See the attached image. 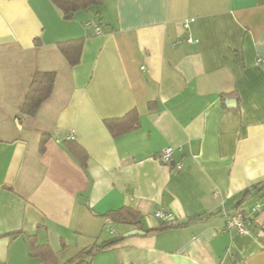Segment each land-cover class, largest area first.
Here are the masks:
<instances>
[{
  "label": "crops",
  "instance_id": "1",
  "mask_svg": "<svg viewBox=\"0 0 264 264\" xmlns=\"http://www.w3.org/2000/svg\"><path fill=\"white\" fill-rule=\"evenodd\" d=\"M101 1L66 19L49 0H0V264H41L27 236L58 264L104 247L133 230L101 217L121 207L141 214L143 235L90 264H264V189H252L264 182V0ZM78 38L71 67L56 44ZM36 71H54V88L26 118ZM131 110L138 127L113 138L104 120ZM257 204L247 234L224 230ZM157 209L174 227L151 232Z\"/></svg>",
  "mask_w": 264,
  "mask_h": 264
},
{
  "label": "trees",
  "instance_id": "2",
  "mask_svg": "<svg viewBox=\"0 0 264 264\" xmlns=\"http://www.w3.org/2000/svg\"><path fill=\"white\" fill-rule=\"evenodd\" d=\"M66 19H70L75 13L79 11H86L89 8H99L102 6L101 0H49ZM100 24V22H97ZM35 39V43H37ZM84 39H72L58 42L56 49L63 56L67 64L71 67L77 65L80 62L82 46ZM56 73L54 71H36L31 77L30 83L27 88L22 106L21 113L26 118H34L38 113L40 106L50 97L54 88V82ZM232 94H222L221 99L227 98ZM234 103L235 100H225ZM138 114L135 110H131L121 118L104 120V125L110 135L113 138L119 137L130 131L136 129L139 124ZM49 134L44 133L41 135L38 145V152L44 153L46 143L49 139ZM65 149L72 155V157L84 168L86 162V153L76 143L65 141ZM258 184H255L252 188L254 191L257 189ZM249 192L246 191L244 196ZM243 200L240 201V203ZM109 222L130 227L135 230H142V216L136 210L129 207H121L115 210H111L101 215ZM174 227L172 224L165 223L152 230V233H157L163 229ZM113 239L108 241L106 246L116 245L118 243H112ZM26 241L30 249V256L40 260L41 264H58L57 254L52 248L47 245H38L37 238L35 236H27ZM110 242V243H109ZM100 247V248H104ZM98 244H93L81 249L75 256L67 260L64 264H90L89 257L92 256L99 249Z\"/></svg>",
  "mask_w": 264,
  "mask_h": 264
},
{
  "label": "built area",
  "instance_id": "3",
  "mask_svg": "<svg viewBox=\"0 0 264 264\" xmlns=\"http://www.w3.org/2000/svg\"><path fill=\"white\" fill-rule=\"evenodd\" d=\"M188 22H186V25ZM101 29L100 27H96L94 30L95 34H100ZM186 42L189 44H193L195 41L191 38H187ZM174 154V149L171 147H167L163 149L159 155L158 160L163 165H171L172 163V157ZM176 168L180 170L182 168L181 164H177ZM216 196V194H214ZM260 205L257 204L253 206L249 211H237L233 215H228L225 217V224H224V230L228 232H236L238 234H247L248 233V224L249 222L255 220L256 215L258 212H260ZM154 217L162 220L165 223H172L174 221V217L170 214H166L161 209H157L154 212ZM110 223V222H109ZM110 233L113 232L112 228L109 229Z\"/></svg>",
  "mask_w": 264,
  "mask_h": 264
},
{
  "label": "water",
  "instance_id": "4",
  "mask_svg": "<svg viewBox=\"0 0 264 264\" xmlns=\"http://www.w3.org/2000/svg\"><path fill=\"white\" fill-rule=\"evenodd\" d=\"M262 189H264V182L257 187L258 191H261ZM135 235H143V232L140 230H135V229L130 230V231L124 233L123 235L116 237L113 240V242H111V244L121 242L124 238H128V237L135 236ZM100 247H102V246H100Z\"/></svg>",
  "mask_w": 264,
  "mask_h": 264
},
{
  "label": "rangeland",
  "instance_id": "5",
  "mask_svg": "<svg viewBox=\"0 0 264 264\" xmlns=\"http://www.w3.org/2000/svg\"><path fill=\"white\" fill-rule=\"evenodd\" d=\"M257 201L260 202V203H263V201H264V197H263V196H262V197H258V198H257ZM113 238H114V235L111 236L110 240L113 239Z\"/></svg>",
  "mask_w": 264,
  "mask_h": 264
}]
</instances>
